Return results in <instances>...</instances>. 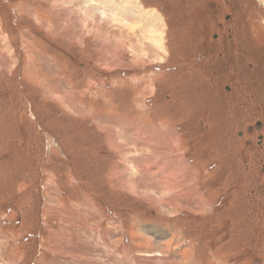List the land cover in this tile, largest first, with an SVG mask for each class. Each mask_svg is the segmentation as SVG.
Here are the masks:
<instances>
[{"label": "rangeland", "instance_id": "374dc122", "mask_svg": "<svg viewBox=\"0 0 264 264\" xmlns=\"http://www.w3.org/2000/svg\"><path fill=\"white\" fill-rule=\"evenodd\" d=\"M45 1L0 0V264H264L263 9L137 0L116 57L99 0H53L85 44Z\"/></svg>", "mask_w": 264, "mask_h": 264}, {"label": "crops", "instance_id": "0c3cea01", "mask_svg": "<svg viewBox=\"0 0 264 264\" xmlns=\"http://www.w3.org/2000/svg\"><path fill=\"white\" fill-rule=\"evenodd\" d=\"M41 1H42L41 3H47L48 2L45 0H41ZM99 1H100L99 3L102 6V8H104L106 11L107 10L110 11L109 15L103 16L104 17L103 19L106 22H105V26L102 27L101 32H104L106 30L110 33H111V31L114 32V35L109 34L107 31H106V33H108V34L105 33L106 35L110 36L111 38L113 37L112 41H114V42H113V46L111 47V49L114 47L115 48L114 50H116V54L113 51L112 55H115L116 57L123 56V53H124V51H122L123 47L119 48V47H116L115 45L118 44V45L122 46L123 42H124L123 40L125 38L127 39L128 37L132 36V35L128 36L126 33L130 32L132 34V32H133V33H135V35L134 34L133 35L136 36L140 40V35L142 33H144L145 30H148V29L151 31L155 30L156 18L150 17L148 15L147 11H145V10H143L141 12L139 5H138L139 1H137V0L136 1L135 0H126V1L125 0H106V1L105 0H99ZM72 2H74V4H71L70 6L73 9L77 8L79 3L76 0H72ZM86 2H87V5L92 9V6L89 5V1L86 0ZM56 4L57 3L52 0L51 5L49 7H47L46 12L48 14L50 13L52 15L53 20L58 21V22L60 21V23H62L63 28L61 31L68 35L67 37L69 38V40H71L74 43H80L81 42L82 44H85V43H83L84 40L86 38H89L87 36V31L89 28H91V26L94 23H92L89 19H86L85 16L78 14V16L80 18H82V22H81V24H78L75 26L73 25L75 27V35H73L72 31L67 30L65 27L66 26L65 24L68 25V23H66V22H69V21H66V17H62L64 15L63 13L61 14L62 8L60 9V7ZM96 7L98 8V6H96ZM90 8L88 10H90ZM50 23L51 22L47 23V25L49 26ZM69 24L71 25V21L69 22ZM95 24L98 25L97 22ZM65 30H67V31H65ZM76 33H78V35ZM90 39L95 41L94 37L93 38L90 37ZM130 39H132V38H130ZM130 39H128V40H130ZM95 42H97V40ZM100 45L103 49L108 51L107 44H99V46ZM129 49H131V47ZM120 50L122 51V54H120ZM99 53H100V56H103L102 52H99ZM110 55H111V53L106 54L105 56H110ZM102 68H103V70L104 69L110 70V68H108L107 66L102 67ZM143 81H145V79ZM90 247H91V245H90ZM94 248H95V245H94ZM90 263L92 264V262H90ZM95 264H102V262L97 261V262H95ZM103 264H106L105 260L103 261Z\"/></svg>", "mask_w": 264, "mask_h": 264}, {"label": "flooded vegetation", "instance_id": "af4514ba", "mask_svg": "<svg viewBox=\"0 0 264 264\" xmlns=\"http://www.w3.org/2000/svg\"><path fill=\"white\" fill-rule=\"evenodd\" d=\"M207 2H209L208 3V6L210 7V8H219V5H217L215 2H214V0H206ZM254 2H255V4H256V7L258 6V9H260V10H262L263 9V12H264V4L263 3H261L260 1H258V0H253ZM223 2H224V6L225 7H231V6H233L232 5V3H231V1L230 0H223ZM242 7L244 6V4H242L241 5ZM220 7H223V6H220ZM245 7V6H244ZM232 12V11H231ZM231 12H228V13H226L225 15H224V19H223V22L224 23H229L230 21H232V20H234L233 19V16H232V14H231ZM214 22H220V20L219 19H214ZM233 22V21H232ZM220 26H221V23L219 24ZM229 33H231V35H230V37H233V33H232V30H229ZM215 40H217V36L216 35H214V37H213ZM201 52V54H199V56L200 57H203V58H201V59H204V57L206 56V55H208V54H210V53H212L213 52V50H212V48H208V47H205V48H203V50L202 51H200ZM225 90L226 91H229V87H226L225 88ZM258 126H259V124H258ZM264 127L263 126H261V128L260 129H263ZM260 129H258V128H253V127H249V129H248V133L249 134H253V138H250V140L249 139H247V147H248V149H251V148H253V146H254V139H256V136H257V139H256V146H257V148L258 149H255V150H250V152H249V156H250V158H252V157H257V156H259V157H261L262 155H263V153H264V133L263 134H259V135H255L254 134V132L256 131V130H260ZM263 132V131H262ZM254 143V144H253ZM261 155V156H260ZM263 160V159H262ZM262 167L264 168V162L262 161Z\"/></svg>", "mask_w": 264, "mask_h": 264}, {"label": "bare ground", "instance_id": "6f19581e", "mask_svg": "<svg viewBox=\"0 0 264 264\" xmlns=\"http://www.w3.org/2000/svg\"><path fill=\"white\" fill-rule=\"evenodd\" d=\"M105 1H106V0H105ZM63 3H65L64 0H62V4H63ZM262 3H264V2H262ZM67 4H68V3H67ZM63 7H64V6H63ZM64 8H65V7H64ZM90 13H91V12H90ZM156 17H157V16H156ZM77 18H78V17H77ZM80 22H81V21H80ZM102 24H104V23H101V25H102ZM101 25H100L99 27H101ZM95 26H96V25H95ZM103 26H104V25H103ZM70 29H71V28H70ZM98 30H99V29H98ZM87 32H88V31H87ZM100 32H101V31H100ZM97 35H98V34H97ZM97 35H96V36H97ZM219 87H220V86H219ZM220 93H221V92H220ZM175 147H176V146H175ZM176 164H177V163H176ZM176 166H177V165H176ZM166 171H167V170H166ZM183 173H184V172H183Z\"/></svg>", "mask_w": 264, "mask_h": 264}]
</instances>
